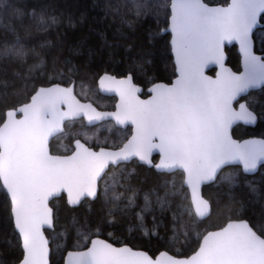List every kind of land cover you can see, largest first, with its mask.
Wrapping results in <instances>:
<instances>
[{"label": "snow or ice", "instance_id": "obj_1", "mask_svg": "<svg viewBox=\"0 0 264 264\" xmlns=\"http://www.w3.org/2000/svg\"><path fill=\"white\" fill-rule=\"evenodd\" d=\"M145 6L136 2L134 12L137 17L142 14H150L157 22H163V31L170 37L169 48L173 59L174 78L167 84L153 81L147 88L149 103L144 106L142 119L149 127H154L163 137L172 129L178 119L184 115L195 117L205 107L203 98L186 100L184 99V89L180 80V58L185 51L188 42L190 28L196 27L201 34L207 37L206 48L209 52L220 50L221 55L216 57V64L205 69L207 73H216L218 69H223L227 73L226 80L222 84L224 93L228 96L227 108L222 121L216 126L214 131V142L212 145V155H210L203 165L193 173L189 187L192 191V204L196 208L197 220H203L211 215L212 204L209 197L204 195V186L209 185V196L211 188H233L241 182L247 181L248 174H255L258 169L264 170V139L240 140L234 139V125L239 121L245 124L255 125L258 122L264 123V0H225V3L213 5L208 0H155L154 7L150 12H144ZM35 15V11H33ZM61 21L55 15L45 16V10L41 8V15L36 23L37 30L49 31L52 26H57ZM131 24V21H128ZM69 26H74L71 18ZM157 31H160L159 27ZM227 34V39L220 43L218 38ZM257 40L259 47L257 48ZM50 43V42H49ZM235 47L238 45L239 53L242 58L243 71H234L226 65L228 51L227 46ZM43 47V45H41ZM31 54L39 57L40 53L34 48ZM0 56L5 58L15 57L20 61H25L29 56V51L25 50L23 44L6 49ZM65 63H68L67 61ZM44 60L34 63L29 71L41 68ZM71 75H75L78 69L75 67L70 70ZM89 79L95 84V90L100 93L113 91L116 85H123L131 80L135 85L133 69L129 68L127 73L122 76L109 73L103 70L102 73H92ZM215 79V77H213ZM83 88L82 95L87 94L88 88L81 81ZM163 86L166 92H158L157 89ZM138 92H143L144 88L135 85ZM252 90H259V95H254ZM32 96L40 103L56 107L63 103L66 107L75 106L77 111L91 108L90 105H83L75 96V81L64 80V73L58 72L53 68L51 73L44 76L39 83H33ZM114 107L112 113H101L92 109L86 111L87 119L102 120L112 117L120 126L124 125V120L119 117ZM135 137L133 138V141ZM129 141L123 146L116 148L99 147L92 149L93 156L96 157V164L91 175L75 185L69 192L67 208L76 209L81 207L88 208L91 212L93 204L102 201L107 207L103 224L97 223L92 226L85 217L84 224L78 225L75 214L72 215L70 224L74 236H70V229L67 225H60L61 231L58 233L65 243L62 248L60 264H145V260L156 262L157 257L163 252L166 255L175 256L177 259L190 260L192 264H204L202 259L197 258V251L201 247L204 237L209 233H219L224 231L231 224H244L251 227L250 222L244 219H233L229 215L223 227L207 229L203 236L197 233V244L191 252L183 249L170 247L172 242L168 237L159 235L158 229L166 228L162 223L163 219H158L153 209V200L150 194L145 193L143 207L134 214L138 222V230L144 229L142 238L149 242L152 239L163 242L164 250L157 248L150 251L147 248L136 249L126 240L113 241V231L117 226L116 213H126L129 208L135 206L137 193L132 190L127 197V202L123 208L118 201L119 195L111 196V181L116 180L117 173L114 172L112 178L103 180L105 172L109 170V165L113 169L119 167L123 173L124 167L128 163L139 161L140 167H146L149 172L159 175L162 172L174 170L177 163L174 156L169 155L159 162H155L152 157L151 149L142 150L141 147ZM99 144L106 141H98ZM161 157L165 156L164 149L160 151ZM134 158H136L134 160ZM123 166V167H122ZM242 169V170H241ZM187 170V169H186ZM132 173L127 174L130 179ZM264 179V177H262ZM252 191H256L253 187ZM173 195L175 193H172ZM169 193L164 195L155 193V202L159 206L160 212L169 206ZM7 208L4 211L5 222L11 226L9 234L5 233L0 238V264H56L53 252V239L47 233L56 232L57 221L60 219L59 212L51 209L40 218L33 222V219L26 212L23 199L17 198L15 201L9 193H5ZM152 214L153 228H146L145 214ZM127 219V217L125 216ZM48 225L44 228L41 225ZM175 221L173 220L171 230L175 238ZM259 240L264 241V235L255 233ZM91 256V260L86 257Z\"/></svg>", "mask_w": 264, "mask_h": 264}, {"label": "trees", "instance_id": "obj_2", "mask_svg": "<svg viewBox=\"0 0 264 264\" xmlns=\"http://www.w3.org/2000/svg\"><path fill=\"white\" fill-rule=\"evenodd\" d=\"M142 3L144 12H150L155 0H0V53L6 49L23 44L29 56L25 61L15 57L0 56V125L3 123L6 112L28 102L32 96L33 83H39L44 76L51 73L53 68L64 73V80L75 81L76 93L82 100H90L92 93L99 97L95 84L89 79L92 73H102L107 70L111 74L122 76L129 68L133 69L135 83L146 90L153 81L169 82L174 78L173 57L170 54V37L162 33L163 22H157L150 14L137 17L134 12L135 3ZM211 4H223L225 0H208ZM41 8L45 10L46 18L55 15L61 21L52 26L49 31H40L36 23L41 15ZM35 11V15H33ZM71 18L74 26H69ZM128 21L132 23L129 24ZM159 27L160 31H157ZM50 42V43H49ZM43 45V47H41ZM259 41L257 40V48ZM35 49L39 57L31 54ZM228 65L239 71L241 60L237 47L227 48ZM44 60L41 68L29 71L30 66ZM68 63H65V62ZM75 67L78 72L70 74ZM212 74V73H211ZM87 87L86 95H82V85ZM259 95V91L253 92ZM70 123L66 125V132L52 140L51 149L54 153H69L75 138L68 135ZM251 136L264 137V123L255 128L238 125L234 128V137L244 139ZM67 148V149H66ZM130 179L127 174L120 173V184L116 193L125 195L123 187L135 190L137 200L135 206L126 213L117 212V226L113 229L112 240H126L136 249L147 248L155 251L164 250L163 242L152 239L150 242L142 238L144 229L138 230V222L134 214L143 207L145 193L150 194L153 200V209L158 219L166 228L158 229L161 237H168L172 242L170 247L191 252L197 244V233L203 236L207 229L223 227L229 215L235 219H244L250 222L254 230L264 235V170L254 176L247 175L249 183L241 182L238 186L229 188L204 187V195L209 197L212 204L211 215L203 220H197L192 209L189 193L183 186L182 172L172 174L149 172L146 167L134 164ZM124 176V178H123ZM256 191H252V188ZM169 193V206L163 212L155 202V193L164 195ZM5 190L0 182V238L11 232V226L5 222L4 211L7 208ZM172 193H175L174 195ZM126 198L130 196L126 193ZM124 196L120 199L123 202ZM67 200L62 196L52 202L54 210L59 212L56 232L48 231L53 239V252L56 264H60L62 248L65 243L58 233L60 225H67L70 236H74L70 220L76 215L78 225H83L85 217L88 223L95 226L103 224L107 207L102 201L93 204L91 212L88 208L78 207L74 210L67 208ZM125 203L120 205L124 207ZM127 217V219L125 218ZM175 221V238L171 230ZM146 228H153L152 214H145ZM55 246V247H54ZM2 251V248H0ZM7 264V258H4Z\"/></svg>", "mask_w": 264, "mask_h": 264}, {"label": "water", "instance_id": "obj_3", "mask_svg": "<svg viewBox=\"0 0 264 264\" xmlns=\"http://www.w3.org/2000/svg\"><path fill=\"white\" fill-rule=\"evenodd\" d=\"M162 33L165 34L163 30ZM226 39L227 34L218 38L220 43ZM206 41L207 37L193 26L190 28L188 42L180 58V80L184 89V99L203 98L205 107L195 117L182 116L163 137L156 128L147 126L142 119L143 109L149 103V97L148 95L142 97L140 94L143 92H138L136 84L134 85L131 80L123 85H116L109 93H101L117 97L116 106L119 105V108L116 111L124 120L123 126L112 117L102 120L93 119L89 122L86 111L95 109L101 113H112L114 110H101L93 102L80 99L76 94V85V99L80 104L90 105L91 108L77 111L75 106L69 108L63 103L58 107L47 106L31 96L28 102L8 110L0 125V182L5 192L9 193L14 201L18 197L22 198L25 210L33 222L39 221L42 216L48 214L49 206L54 210L52 206L54 200L63 195L68 200L70 190L87 179L96 164V157L91 152L95 148L88 146L83 140L76 139L73 142V151L69 154L53 153L52 140L65 133L69 121L84 119L88 126L113 121L119 128H132V134L124 144L133 141L135 137L133 142L142 150L151 149L152 157H159L157 162L169 155L175 157L177 163L174 170L162 173H183V186L189 193L190 203L197 217L189 183L195 170L212 155L214 131L223 119L228 101V96L222 89L227 73L218 68L214 74L205 71L215 65L216 57L221 55L219 49L214 52L207 51ZM231 47V45L227 46V48ZM236 47L239 53L238 45ZM239 56L241 60L239 71H243L240 53ZM227 61L226 65L232 68ZM157 91L166 92L167 89L161 86ZM257 124L250 125L239 121L234 128L238 125L255 128ZM250 139H264V137L251 136L237 140L243 142ZM161 149H164V157L160 155ZM260 170L248 175L254 176ZM41 226L49 227L46 224ZM255 233L258 232L252 226L235 223L222 232L209 233L201 242L197 258L202 259L204 264H264V241L259 240ZM86 259L91 260V256ZM145 264H192V261L177 259L162 252L156 262L146 259Z\"/></svg>", "mask_w": 264, "mask_h": 264}, {"label": "rangeland", "instance_id": "obj_4", "mask_svg": "<svg viewBox=\"0 0 264 264\" xmlns=\"http://www.w3.org/2000/svg\"><path fill=\"white\" fill-rule=\"evenodd\" d=\"M92 98L90 100L94 102L95 104H99L101 100H99L94 93L91 94ZM70 130L68 132V135L73 137V138H81L88 144H95V145H114L116 146L117 144L120 145L124 141V134L121 132H117L114 130L112 124H102L98 127L94 128H89L86 127L83 123L80 121H74L70 123L69 126ZM98 141H106V143L99 144ZM67 149V148H66ZM72 150V148H70ZM112 178L107 177L105 180H109ZM119 177L116 176L115 181H111L110 183L112 184V191L110 192L111 196H117L118 194L115 192L116 187H118L119 182H118ZM118 204L121 205L122 202L121 200L118 201ZM55 247V246H54ZM58 249V245H57Z\"/></svg>", "mask_w": 264, "mask_h": 264}, {"label": "flooded vegetation", "instance_id": "obj_5", "mask_svg": "<svg viewBox=\"0 0 264 264\" xmlns=\"http://www.w3.org/2000/svg\"><path fill=\"white\" fill-rule=\"evenodd\" d=\"M212 74H214V73H212ZM136 84V83H135ZM136 85H138V84H136ZM98 94H99V97H97L99 100H101L100 101V103L99 104H95L94 102V104L97 106V108H99V109H101V110H105V111H113L114 110V107L116 106V103H117V101H118V99H117V97L116 96H108V95H103V94H101V93H99L98 92ZM142 97H146V90H144L143 91V93L142 94H140ZM84 101H91V100H84ZM92 102V101H91ZM76 121H80L81 123H83L86 127H89V128H94V127H98V126H100V125H102V124H112L113 125V128H114V130L115 131H117V132H121V133H123L124 135V141L120 144V145H116L115 147L116 148H119V147H121V146H123L124 145V143L129 139V137L131 136V134H132V128L131 127H128V128H119V127H117L116 126V124L113 122V121H104V122H102V123H100V124H98V125H95V126H88L86 123H85V120L84 119H78V120H76ZM74 122V121H73ZM76 139H81V138H79V137H77V138H75L74 140H73V142L76 140ZM81 140H83V139H81ZM84 141V140H83ZM73 142H72V150L69 152V153H71L72 151H73ZM85 142V141H84ZM88 146H90V147H93V148H95V149H98L99 147H101V146H103V147H110V146H112V145H95V144H88L87 142H85ZM54 153V152H53ZM69 153H58V154H69ZM154 161L155 162H157L158 160H159V157L158 156H155L154 158ZM135 160V159H134ZM139 163V161L137 160V162L136 163H128L127 164V166L126 167H124V170H123V173L124 174H127V173H132V171H134L135 170V168H134V164H138ZM123 167V166H122ZM114 172H116L117 173V176H118V174H120V173H122V172H120V169H119V167H117V168H115V169H113V167L112 166H110V168H109V170L105 173V175H104V177L102 178V185L101 186H103V180H105V179H107V177H111V175H113V173ZM169 174V173H168ZM170 174H172V173H170ZM123 178H124V176H123ZM120 178L118 179V182H119V184H120ZM123 189H124V191H125V195H124V192H123V194L121 193V195L119 194V196L122 198L123 196L125 197V198H123V202L122 203H125V202H127V198H126V193H129L130 195H131V189L130 188H128V187H123ZM116 192V191H115ZM137 195H138V193H137ZM64 196V195H63ZM66 198V197H65ZM136 200H137V196H136Z\"/></svg>", "mask_w": 264, "mask_h": 264}]
</instances>
